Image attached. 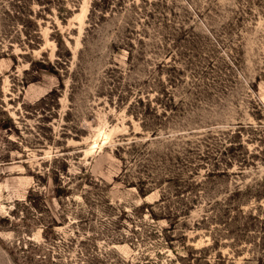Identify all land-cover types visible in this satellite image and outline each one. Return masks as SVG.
<instances>
[{
    "label": "rangeland",
    "instance_id": "374dc122",
    "mask_svg": "<svg viewBox=\"0 0 264 264\" xmlns=\"http://www.w3.org/2000/svg\"><path fill=\"white\" fill-rule=\"evenodd\" d=\"M0 264H264V0H0Z\"/></svg>",
    "mask_w": 264,
    "mask_h": 264
}]
</instances>
